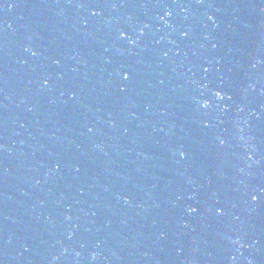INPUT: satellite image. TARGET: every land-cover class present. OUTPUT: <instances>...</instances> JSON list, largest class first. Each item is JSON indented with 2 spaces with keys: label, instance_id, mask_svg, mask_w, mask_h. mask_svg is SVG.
<instances>
[{
  "label": "water",
  "instance_id": "obj_1",
  "mask_svg": "<svg viewBox=\"0 0 264 264\" xmlns=\"http://www.w3.org/2000/svg\"><path fill=\"white\" fill-rule=\"evenodd\" d=\"M263 225L264 0H0V264H240Z\"/></svg>",
  "mask_w": 264,
  "mask_h": 264
},
{
  "label": "snow or ice",
  "instance_id": "obj_2",
  "mask_svg": "<svg viewBox=\"0 0 264 264\" xmlns=\"http://www.w3.org/2000/svg\"><path fill=\"white\" fill-rule=\"evenodd\" d=\"M186 34H187V33H185V35H186ZM124 78L127 79V76H125ZM253 198L255 199V197H253Z\"/></svg>",
  "mask_w": 264,
  "mask_h": 264
}]
</instances>
